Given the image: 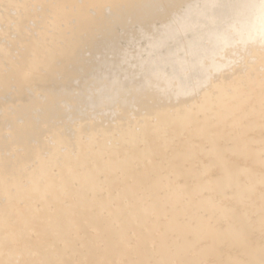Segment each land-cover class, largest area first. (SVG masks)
Wrapping results in <instances>:
<instances>
[{
    "label": "bare ground",
    "instance_id": "obj_1",
    "mask_svg": "<svg viewBox=\"0 0 264 264\" xmlns=\"http://www.w3.org/2000/svg\"><path fill=\"white\" fill-rule=\"evenodd\" d=\"M55 245L264 264V0H0V264Z\"/></svg>",
    "mask_w": 264,
    "mask_h": 264
},
{
    "label": "rangeland",
    "instance_id": "obj_2",
    "mask_svg": "<svg viewBox=\"0 0 264 264\" xmlns=\"http://www.w3.org/2000/svg\"><path fill=\"white\" fill-rule=\"evenodd\" d=\"M143 42H144V41H143L142 39L139 41V40L136 39V38H132V39H130L129 41H126V40H122V41H121V43H122L124 46H126L127 49H130V47H132V48H133V47H137L139 44H141V43H143ZM60 246H61V245H60ZM70 246H71V245H70ZM53 247H54V246H53ZM53 247H52V250H53ZM57 248H58V245H55V249L53 250V251H54L53 253H54V254L57 253V254H56L57 257L60 255V253H61V255H62L63 257H65V255H67V258H63V259L61 258V259H60V256H61V255H60L58 258H57V257H54V256H52V255H54L53 253L51 254V258H50V256H48V254L45 253L46 251H45V252L43 251L44 253L41 252V253H43V256L47 255L48 257L45 256V259H44V257H42V254L39 253V254H41V255H39L40 260H41V261H44V262H41V261H40V263H41V264H44V263L46 264V261H48V262H50V263H47V264H52V263H55V264H56V263H59V260H57V259H60V260H62V261H60V262H63V261H64V264H74V262H73V258H70V256L73 257V254H71V253L69 252V249H65L63 246L60 247V248H58V249H57ZM62 248H64V249H62ZM59 250H64V251H60V252H59ZM64 252H65V253H66V252H69V253L65 254ZM63 253H64L65 255H64ZM68 254H69L70 256H69ZM56 255H55V256H56ZM62 256H61V257H62ZM52 258H55V259H52ZM69 258H70V259H69ZM43 259H44V260H43ZM50 259H51V260H50ZM68 260H69V262L67 263ZM38 264H39V263H38ZM60 264H62V263H60Z\"/></svg>",
    "mask_w": 264,
    "mask_h": 264
}]
</instances>
